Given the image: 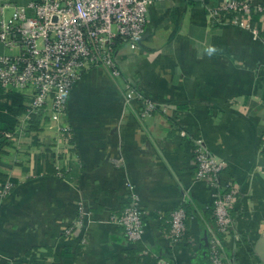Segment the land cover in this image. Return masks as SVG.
Here are the masks:
<instances>
[{"label":"crops","instance_id":"crops-1","mask_svg":"<svg viewBox=\"0 0 264 264\" xmlns=\"http://www.w3.org/2000/svg\"><path fill=\"white\" fill-rule=\"evenodd\" d=\"M31 1L37 0H0V6ZM150 1L149 24L138 46L116 41L121 76L97 67L75 84L67 112L72 138L40 121L38 129L28 127V145L7 147L0 155V173L14 181L11 194L0 200V264L24 259L211 264L208 226L214 203L206 184L196 179L198 141L225 161L223 180L240 188L227 255L234 264L264 260V237L262 255L256 257L240 239L264 221V28L259 16H254L256 35L235 23L233 13L214 15L227 0ZM5 53L0 45V56ZM128 82L142 96L131 104ZM145 101L160 107L143 116ZM134 197L145 213V234L130 244L110 217L121 214ZM184 202L188 233L173 244L170 214Z\"/></svg>","mask_w":264,"mask_h":264},{"label":"built area","instance_id":"built-area-1","mask_svg":"<svg viewBox=\"0 0 264 264\" xmlns=\"http://www.w3.org/2000/svg\"><path fill=\"white\" fill-rule=\"evenodd\" d=\"M150 3V0H37L26 6L9 3L0 6V45L6 49L0 56V87L5 93L22 94L27 102V112L16 132L7 134L14 146L20 148L21 144L31 142L25 134L34 118L44 123L48 120L50 129L72 138L67 112L75 84L84 73L97 67L109 68L114 76H121L115 56L116 41L138 46L149 24ZM9 9H12L10 16L7 15ZM28 10L34 14L30 15ZM222 13L235 14V23L256 35L259 30L254 16L257 15L264 28V5L255 0H227L214 15ZM126 90L128 104L142 99L132 82L127 83ZM159 107L156 102L145 101L143 116ZM194 165L196 179L206 184L214 203L215 224L208 226L210 263L234 264L226 253V244L235 232L233 210L238 202L239 187L223 180L225 161L214 156L201 141L195 146ZM13 189L11 180L0 184V200L8 197ZM79 210L82 216L87 214L83 204ZM144 218L139 198L134 197L132 203L121 214L111 216L110 221L123 229L128 243L136 244L145 234ZM187 222L184 202L170 214L169 238L173 244L186 238ZM159 264L175 263L159 260Z\"/></svg>","mask_w":264,"mask_h":264},{"label":"trees","instance_id":"trees-1","mask_svg":"<svg viewBox=\"0 0 264 264\" xmlns=\"http://www.w3.org/2000/svg\"><path fill=\"white\" fill-rule=\"evenodd\" d=\"M26 98L20 93H5L0 87V155L5 152L7 147L13 146L8 139L7 134L15 133L19 126V118L27 112ZM40 120L34 118L30 124V131L38 129ZM8 180L6 175L0 173V184H4ZM12 182H14L11 179ZM213 218V214H212ZM214 224V220H210ZM211 250V248H210ZM211 256V255H210ZM264 264V260H260ZM16 264H35L31 261L19 260Z\"/></svg>","mask_w":264,"mask_h":264},{"label":"rangeland","instance_id":"rangeland-1","mask_svg":"<svg viewBox=\"0 0 264 264\" xmlns=\"http://www.w3.org/2000/svg\"><path fill=\"white\" fill-rule=\"evenodd\" d=\"M7 53L12 54L13 52L7 51ZM233 183L236 184V182H233ZM239 190H240V188H239ZM244 209H243L244 210V213H246L248 211V208H247L246 205H245ZM254 216L259 219V216L258 215H254ZM263 226H264V221L260 222L259 226H256L255 231H252L251 232V235H250V233H246L244 236H242V235L240 236V239H241V242H242L241 243L242 246H244V248H246L249 251V253H250L251 256H255L256 257V253H260V254L262 253V249L263 248L261 247V240H263V237H264V227ZM254 239H256L255 241L257 242V244H254L253 245L250 242H251V240L254 241ZM262 254L261 255L264 258V252Z\"/></svg>","mask_w":264,"mask_h":264}]
</instances>
